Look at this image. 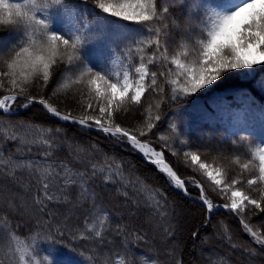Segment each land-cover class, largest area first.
<instances>
[{"label": "snow or ice", "instance_id": "snow-or-ice-1", "mask_svg": "<svg viewBox=\"0 0 264 264\" xmlns=\"http://www.w3.org/2000/svg\"><path fill=\"white\" fill-rule=\"evenodd\" d=\"M185 6L189 11L187 34L181 42L184 50L170 54L167 46L169 24L165 23L169 7L164 6L162 0H21L17 3L0 0V26L12 32L8 40H0V114L10 116L16 107L39 104L59 120L99 129L130 144L158 167L172 187L185 194H188V184L200 189L199 199L205 206L206 223H210L215 209L224 208L264 249V233L253 231L246 218L252 210L264 213V105H257L247 93H240L232 101L217 96L207 106L194 102L189 109L187 119L194 126L226 123L234 135L244 132L240 140L249 142L251 158L242 163L237 155L233 161L240 166L241 173L246 171L251 175L249 179L242 175L229 177L227 171L210 168L195 151L183 154L185 166L206 175L213 192L226 201L222 204H215L194 177L182 179L166 162L164 150L158 151L150 141L142 139L156 128V122L161 119L159 109L165 99L173 103L187 100L214 86L227 74L238 71L253 76L257 66L264 67V0H189ZM193 10H198L202 16L196 24H193ZM128 24L134 25L135 30H130ZM162 33L164 44L161 43ZM145 50H151V55L146 61L139 57L138 66L130 71L125 62L128 54ZM150 66L157 70L150 71ZM50 83L54 85L51 95L32 94L34 88L43 93ZM258 84L264 89V80ZM69 91L73 102L79 106V115H73L70 110L61 111L50 103L60 93ZM146 93L159 99L149 102L143 109L144 119L137 127H123L117 122L118 114L142 106ZM183 123V117L174 119L169 133L158 137L162 149L170 150L171 143L182 134ZM256 125H259V132ZM61 134L66 136L60 127H42L21 120L11 122L2 137L16 145V153H30L36 148L40 157L17 158L10 154L0 163V174L10 176L25 192L33 193V204L41 217L36 219L37 231L28 244L20 240L15 230L9 232L11 240L17 244V264H38L34 255L37 244L47 245L42 249L47 252V264H57L56 247L69 231L73 242L82 239L101 247L114 244L118 238L126 251L130 245L148 239L146 232L129 230L127 225L112 221L111 209L95 191L97 181L107 185L119 180L122 187L131 185L134 192L144 193L145 200L141 201L130 198L127 190L120 192L137 209L146 203L151 209L145 220L147 224L154 228L161 227L154 224L157 220L167 224L163 227L165 242L175 237L170 220L172 206L162 189H153L140 178L125 181L122 164L115 157L105 154L102 164L86 161L79 155L84 151L79 146L75 160L82 167L55 161L53 155L60 146ZM256 136H259V143L253 145L251 140ZM93 149L98 151L96 146ZM252 191L257 195L253 196ZM8 204L14 210L18 207L13 199ZM50 204L68 206L73 216L79 211L82 226H69L67 215L62 222L60 213L50 208ZM45 215L47 219H42ZM220 224L223 235L217 233V238L232 248L256 254L242 244L231 243L233 237L228 226L223 221ZM77 247H71L70 253L83 255L77 252ZM88 260L93 264L91 257ZM105 264H108L107 259ZM116 264L122 262L117 259ZM176 264L182 261L177 259Z\"/></svg>", "mask_w": 264, "mask_h": 264}, {"label": "trees", "instance_id": "trees-1", "mask_svg": "<svg viewBox=\"0 0 264 264\" xmlns=\"http://www.w3.org/2000/svg\"><path fill=\"white\" fill-rule=\"evenodd\" d=\"M17 2H21V0H9V3ZM188 3L189 0H162V4L169 7L168 19L165 20V23L169 24L167 46L170 54L172 52L179 53L184 50L181 42L187 34L185 26L188 20L189 9L185 5ZM193 16L195 17L193 24L198 23L199 19H202L198 10H193ZM173 21H175V24H173ZM127 27L130 30H135L134 25L128 24ZM11 35L12 32L9 28L0 26V40H8ZM145 38L147 39V37ZM161 43H165V35L163 33L161 35ZM188 51H191V49L189 48ZM150 55L151 50H145L143 52L133 51L128 54L125 62L131 71L135 66H138L139 57H144L146 61ZM60 67L63 68L64 66L61 65ZM151 70L157 69L156 67L150 66ZM261 80H264V67L257 66L253 76H245L243 72L238 71L232 72L217 81L214 86H210L207 90H202L187 100L173 103L165 99L159 109L161 119L156 122V128L147 137H142V139L150 141L152 146L157 150H164L165 159L181 177H197L202 182L205 193L214 203L226 202L221 198L219 193L213 192L211 182L205 174L199 170L194 171L191 167L185 166V157L183 154L186 151H195L201 155L203 162L209 164L210 168H219L227 171L229 177L242 175L245 179H249L251 175L246 171L241 173L240 166L233 162L237 155L241 157L242 163L251 158L250 152L248 151L249 142L240 140V136L245 135L244 132H239V135H234L226 123H203L194 126L187 119L188 112L194 102L207 106L217 96H223L232 101L240 93H247L248 96H251L255 100L257 105H264V89H261L258 84ZM53 86V83H50L43 93H39V90L34 88L32 94L49 96L51 95ZM166 94L170 95V91ZM157 99L159 97H156L154 94L150 95L146 93L142 106L132 107L127 112L121 111L117 116V122L125 128L134 129L144 119L141 115L143 109L147 107L149 102L155 103ZM50 103H53L61 111L70 110L73 115H79V106L73 102L71 91L67 94L60 93ZM178 117H183L184 119L182 134L176 141L171 143L170 150L162 149V141L158 137L167 135L169 133L170 123ZM21 120L31 121L42 127H60L66 133V136L61 134L59 137L60 146L54 151L53 159L57 162H65L75 167H82L75 160L77 155L76 148L79 146L84 149L79 155L86 161L102 164L105 154L108 157H115L116 161L122 164L125 181H136L137 178H140L141 181L150 185L153 189H162L167 196L169 204L172 206L170 211L173 215L170 217V220L174 228H176L175 221L177 219L174 216L175 209L185 206L190 211H195V214L189 216L186 221L185 235L178 237V246L166 248L169 241L177 240L176 229L175 237L165 242V239H159L157 237L161 236L163 227H166L167 224L157 220L154 223L160 224L161 227L152 230L153 233H150L149 229H146L145 218L150 215L151 209L146 203H142L139 209L135 208V214L138 217L140 216L138 221L133 220L135 217L132 214L128 215L123 213L124 207L133 209L134 206L120 192L127 190L130 198H139L141 201L145 200L144 193L134 192L131 185L122 187V182L119 180L115 184L107 185L97 181L94 184L95 191L99 193L104 204L111 209L112 221L127 225L129 230L146 232L148 239L130 245L126 251L118 238H116L114 244L101 247L94 242L82 239H76L73 242L71 231H69L68 236L56 247L55 259L57 264H64L65 261L70 262V264H89V257L92 258L93 264H105L106 259L108 264H116L117 259L122 264H176L177 259L181 260L182 264H212L213 261L220 262V264H247L245 259H239V256H241L240 251H244L243 249L232 248L228 243L224 241L222 243L215 236L217 232L223 233L220 224L221 221L230 230V234L233 237L231 243L242 244L245 248L255 250L256 254L252 255L256 260L255 262L257 264H264V249L257 245L249 234L242 230L239 220L232 213L215 211L212 213L210 223H206L205 209L199 203L185 198L178 190L170 187L165 175L158 171L153 164L141 159L134 153L119 150L99 131L87 130L75 124L61 122L49 116L38 104H33L29 108L16 107L10 116L0 114V146L3 148V151L0 152V163L6 160L10 154L17 158H24L25 156L33 159L40 158L36 148H33V151L30 153H16V145L6 142L2 138L5 131L10 128L11 122ZM177 122L179 123L180 121L177 120ZM255 127L257 132H259V125ZM115 141L117 144L121 143L118 140ZM180 141H184V143ZM233 141H235V144ZM251 143L253 145L258 144L259 136L253 137ZM93 146H96L98 151L94 150ZM173 152H175V155L172 154ZM86 166L85 164L84 167ZM8 182H13V191L20 196L18 200L21 201V198L23 199V204L26 205L27 210L24 214H18L10 210L6 204V206L0 208V264H17L18 253L15 252L17 244L16 241L11 240L9 232L15 230L20 240L24 244H28L31 242V236L35 235L37 231L36 219L41 217L36 213L32 200L33 193L25 192L10 176L0 174V186L7 185ZM242 187H245L247 191H251L247 189L246 185H242ZM188 190L197 191L191 185H189ZM252 195L256 196L257 193L252 191ZM49 207L57 209L62 222L64 216L67 215L69 217L67 221L69 226L76 224H81L82 226V217L79 211L73 216L68 211V206L50 204ZM23 217L29 218V221H23ZM246 218L254 231L264 233V213H256L255 210H252L247 213ZM42 219H47V216L45 215ZM55 226L54 223V228ZM193 233H198V235L194 236ZM206 238L208 239L207 243L204 242ZM71 247H77V252H82L83 255H78L76 252L70 253ZM43 248H47V245L41 246L37 244L36 246V253L34 255L38 264H47V252L43 251ZM201 249L209 251L212 259L208 260L198 255ZM168 251L171 253V259H168Z\"/></svg>", "mask_w": 264, "mask_h": 264}, {"label": "rangeland", "instance_id": "rangeland-1", "mask_svg": "<svg viewBox=\"0 0 264 264\" xmlns=\"http://www.w3.org/2000/svg\"><path fill=\"white\" fill-rule=\"evenodd\" d=\"M120 142L121 141H119V143ZM13 185H14L13 182H8L7 185L4 184V185L0 186V208L7 205V207L10 210H13L14 212H17L18 214L19 213H21V214L23 213L24 214V213H26L25 211L27 210V207H26V205L21 203L20 200H18V198L20 196H18L17 194L14 193ZM10 199H14L15 204L18 206L15 210L9 207L8 201ZM179 205L181 206V204H179ZM135 208L136 207H134L133 209H131V208L128 209L127 207H124L123 208V213L128 214V215L132 214V216L135 217L133 220L138 221L140 216L138 217V215L135 214V212H136ZM194 214H195V211H193V210L190 211L189 209L185 208V206L178 207L177 209H175L174 216L177 217V219L175 221V226H176L175 229H176V232H177V240L169 241L167 243V247L166 248H171V247H177L178 246V241H179L178 237L185 235V224H186V221H187L189 216H193ZM32 218H33V216H32ZM22 220L23 221H29V218L23 217ZM145 220H146V218H145ZM146 229H149L150 233H153L152 230H155L156 228H154L153 225L151 226V225L146 223ZM217 233H219V232H217ZM220 234L223 235L222 232ZM157 236H159V235H157ZM215 236L217 237L216 234H215ZM157 238L164 239L163 232L161 233V236L157 237ZM219 240L222 241V243H223V240H221V239H219ZM168 253L170 254V255L168 254V259H171L172 258L171 253L169 251H168ZM240 253H241L240 254L241 256H239L240 260H244L245 259L247 264H257L255 262L256 260L254 259V257H252V255H250L248 252L240 251ZM198 255L203 256L204 258H206L208 260L212 259L211 253L209 251H204L202 249L199 250Z\"/></svg>", "mask_w": 264, "mask_h": 264}, {"label": "bare ground", "instance_id": "bare-ground-1", "mask_svg": "<svg viewBox=\"0 0 264 264\" xmlns=\"http://www.w3.org/2000/svg\"><path fill=\"white\" fill-rule=\"evenodd\" d=\"M160 151V150H158ZM192 177V176H191ZM183 179L187 180L188 178L190 177H182ZM196 181L200 182L202 184V182L197 178V177H194ZM168 182V180H167ZM169 184V182H168ZM170 187H172L170 184H169ZM187 187L189 188V184L187 185ZM173 189H175L174 187H172ZM179 192V191H178ZM185 196V198L189 199V200H193L197 203H199L200 199H199V196H200V193L198 191H192V190H188V195L186 194H183ZM221 203H225V202H221Z\"/></svg>", "mask_w": 264, "mask_h": 264}, {"label": "water", "instance_id": "water-1", "mask_svg": "<svg viewBox=\"0 0 264 264\" xmlns=\"http://www.w3.org/2000/svg\"><path fill=\"white\" fill-rule=\"evenodd\" d=\"M41 106V105H40ZM42 108H43V106H41ZM49 114V113H48ZM50 115V114H49ZM50 116H52V115H50ZM54 117V116H53ZM54 118H56V117H54ZM58 119V118H57ZM70 122V121H69ZM70 123H72V122H70ZM72 124H75V123H72ZM76 125H78V124H76ZM78 126H80V125H78ZM80 127H82V126H80ZM83 128H85V127H83ZM88 129H93V128H88Z\"/></svg>", "mask_w": 264, "mask_h": 264}]
</instances>
